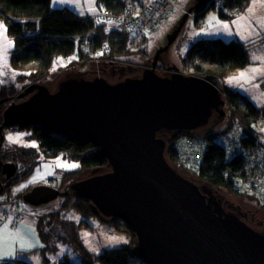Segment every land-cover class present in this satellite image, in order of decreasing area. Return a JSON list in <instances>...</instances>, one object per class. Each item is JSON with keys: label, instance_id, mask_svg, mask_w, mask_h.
<instances>
[{"label": "water", "instance_id": "95a60500", "mask_svg": "<svg viewBox=\"0 0 264 264\" xmlns=\"http://www.w3.org/2000/svg\"><path fill=\"white\" fill-rule=\"evenodd\" d=\"M206 1H192L150 66H120L115 75L75 70L56 90L38 84L28 98L4 108L0 149L4 125H41L93 142L107 161L106 170L93 169L64 190L31 188L26 202L41 205L68 194L90 200L103 217L134 231V252L146 264H264V227L252 225L242 209L228 207L225 194L181 173L167 157L179 133L206 131L227 114L217 75L174 65L157 69L188 16ZM1 167L7 178L16 174V162L0 159Z\"/></svg>", "mask_w": 264, "mask_h": 264}, {"label": "rangeland", "instance_id": "374dc122", "mask_svg": "<svg viewBox=\"0 0 264 264\" xmlns=\"http://www.w3.org/2000/svg\"><path fill=\"white\" fill-rule=\"evenodd\" d=\"M192 1L183 0L181 2V7L145 40L143 52L142 50L136 53L128 52L125 54L124 60H116L115 63L109 59L93 58L92 56L79 58L77 52L67 57L60 56L54 62L51 72L38 79V83L45 84L51 91H54L59 82L68 73L75 70L104 72V69L110 67L118 70L120 66H150L156 49L167 42V35L179 23ZM253 1L251 11L243 19L240 17L246 12L247 6L232 18H223L219 14V6L222 5L223 0H216L215 6L202 8V10H206L198 18L190 14L169 51L161 55L157 66L158 71L165 72L174 65L185 73H191L184 58L192 44L198 40L218 37L225 41H240L247 49L249 63L243 68L225 70L220 74L221 80L224 85L227 83L234 84L237 89L232 87L231 89L243 94L256 106H263L264 52H261V49L264 47V13L255 10L258 4L256 0ZM51 6L52 8H67L76 14H86L100 10L103 5L99 4V0H51ZM213 17L215 20L212 19ZM224 24H227L228 27L224 28ZM0 25L6 29L7 40L12 42L7 54V67H0V71L3 73L0 75L1 87L9 93L23 89L30 80V70L12 66L10 56L15 47V39L9 33L8 26L2 18H0ZM258 40L259 43H257ZM253 69H257L259 74L253 73ZM241 72L246 73V78L234 79L239 77ZM236 108H238L236 103L229 104L226 100L225 109L228 113L226 120L206 131L223 130L231 115L238 116L237 112L233 110ZM254 128L257 131V137L264 141V120H258ZM200 132L203 131L194 132V135L203 137ZM3 135L4 140L1 145L3 152L22 150L31 155L29 158L23 157L20 152L9 154L10 159L15 160L18 164L14 178L19 179V181L12 183L9 189L0 193V230L6 228V232L11 234L10 238L6 237L8 243L0 245V264H58L65 257L74 263L81 264L84 262L83 255L86 250L95 256L106 249L129 246L130 244L132 247L136 245V235L134 242L132 232L117 227L115 220L105 218L101 214L86 215L72 207H63L64 200L62 197L41 205L27 203L24 200V195H22L25 188L44 184L58 186L61 181L66 183V172L80 168L81 163L79 160L69 157L66 151H61L56 155L45 153L38 139L33 135V129L30 126L12 125L4 127ZM10 135L13 137L20 136L21 139L19 142L13 143L8 140ZM58 163L75 164L77 167H58ZM177 169L187 175L182 168L178 167ZM29 170H31L30 173L24 176ZM91 171L89 169L81 170L78 175L87 176L91 174ZM35 177H43V179L32 182ZM219 191L243 208H250L255 211L259 218H264V208L255 210L259 206V201L256 198L236 195L224 189H219ZM56 211L58 213L52 216L51 214ZM66 220L75 224L80 246L64 238L63 235H68L69 232L65 223ZM82 220H85L87 224L82 223ZM117 221L122 224L121 227L123 228L124 223L118 218ZM42 229L45 236L42 235ZM21 244L24 245L23 248ZM93 262L94 264H101L96 258Z\"/></svg>", "mask_w": 264, "mask_h": 264}, {"label": "trees", "instance_id": "16d2710c", "mask_svg": "<svg viewBox=\"0 0 264 264\" xmlns=\"http://www.w3.org/2000/svg\"><path fill=\"white\" fill-rule=\"evenodd\" d=\"M248 1L223 0L222 5L219 6V14L223 18H232L235 16L232 11L238 6H241L243 10ZM99 4L109 8L114 13H119L124 6L123 0H99ZM205 5L206 2L196 11V18L205 12L206 9L202 10ZM212 5L215 6V2H212ZM0 18L4 19L9 33L15 39V47L12 50L10 62L16 68L30 70V80H38L47 76L51 72L54 62L60 56L67 57L77 52L79 58L92 56L93 58L109 59L112 63H115L116 60H124L125 54L128 52L136 53L140 50L143 52L145 40H147V37L143 38L138 47L132 50L128 45L132 39L129 33L111 28L106 22H95L87 15L80 16L67 8H52L51 0H0ZM103 41L110 45V50L93 54V50L99 47ZM184 60L191 73L201 76L213 74L221 79L220 74L225 70L244 67L248 63V53L245 45L240 41H225L218 37L206 38L194 42ZM14 93H17L16 90L8 93L5 88L1 87V96ZM224 96L229 104L236 103L238 108L233 110L247 125L256 131L254 128L255 123L258 120H264V105L261 107L256 106L246 99L243 94L225 85ZM4 108V104H1L0 115ZM227 115L228 113L226 117ZM226 117L224 120H226ZM234 120L235 116L231 115L223 130L200 132L208 140V146L203 153L200 166L193 173L186 168H183V170L186 171L185 173L189 177L197 181L210 184L216 189H224L240 195L235 191L233 177L242 174L243 157L240 155L230 157L223 145L216 139L220 133L225 132L233 125ZM7 126L4 125V127ZM33 130L34 136L39 140L45 153L56 155L61 151H66L69 157L80 161V168L66 172V183L64 181L60 182L62 188L72 180L82 177L78 175L81 170L107 169L106 159L99 153L98 147L93 142L81 140L70 133L51 132L41 125L34 126ZM184 133L189 132H181L179 135ZM179 135L171 140L167 150V157L176 168L180 167L178 162L180 153L176 146ZM243 141L246 144L255 143L256 139L250 136L245 137ZM12 152H15V150L6 152L1 150L0 157L5 159ZM30 171H27L24 176L28 175ZM14 177L8 179L3 173L0 174V186L3 185L4 188L0 193L9 189L12 183L19 181ZM29 188H25L22 195ZM249 197L253 198L252 196ZM62 198L64 200L63 207H72L86 215L100 214L88 199L79 198L72 194ZM227 205L237 211L242 209L243 213L247 212L240 204L230 199ZM262 208H264V205L259 202L258 209ZM56 213L58 211L53 212L51 215L54 216ZM113 220H115L117 227L130 230L135 242L134 231L125 224L122 228V224L116 218ZM247 220L255 227H264V218H253L249 215ZM83 222L87 224L85 220H82ZM65 223L69 232L68 235H63L64 238L80 246L75 224L68 220ZM42 235L45 236L43 229ZM134 247L135 245L132 247V244H130L129 246L106 249L95 256L86 250L83 255L84 262L81 264H94L95 258L101 264H146L134 252ZM58 264L79 263H74L68 257H65Z\"/></svg>", "mask_w": 264, "mask_h": 264}, {"label": "built area", "instance_id": "2783aa9c", "mask_svg": "<svg viewBox=\"0 0 264 264\" xmlns=\"http://www.w3.org/2000/svg\"><path fill=\"white\" fill-rule=\"evenodd\" d=\"M183 0H123L124 6L119 13L109 8H102L94 13L95 22H106L111 28L125 31L132 38L128 43L134 50L140 41L154 34L164 22L181 7ZM216 0H207L205 8H209ZM242 7H236L232 13H240ZM196 16V12L192 13ZM110 45L103 41L93 50V54L108 52ZM179 135V134H178ZM256 131L247 125L241 118L235 116L233 125L217 136V141L223 145L226 153L233 157H243V172L233 177L235 191L240 195H249L264 205V141L259 139ZM254 137L255 143H244L245 137ZM174 139V138H173ZM180 153L178 162L180 167L190 172L198 170L203 153L208 146L205 137L194 135V132L180 134L176 140Z\"/></svg>", "mask_w": 264, "mask_h": 264}, {"label": "flooded vegetation", "instance_id": "af4514ba", "mask_svg": "<svg viewBox=\"0 0 264 264\" xmlns=\"http://www.w3.org/2000/svg\"><path fill=\"white\" fill-rule=\"evenodd\" d=\"M104 69V68H103ZM105 70V71H104ZM103 71L104 72H106V73H111V74H117V69L115 70V69H113L112 67H110L109 69H104ZM115 70V71H114ZM119 70V69H118ZM38 81L37 80H29L25 85H24V87H23V89H21V90H18V91H16L17 93H14V94H7V95H4V96H1V94H0V99H2V98H5V97H13L11 100H7V101H5V102H0V105L1 104H4V107H6L8 104H10L11 102H13V101H16V102H18V101H21V100H24V99H26V98H28L31 94H32V92H34L36 89H37V86H38ZM31 89H34V91H30ZM22 93H24V95L22 96V97H18V95H20V94H22ZM0 125L3 123V117H2V114L0 115ZM9 126V125H8ZM32 129H33V127L34 126H30ZM33 135H34V130H33ZM38 142H39V140H38ZM40 144V143H39ZM1 150V149H0ZM9 151H12V150H9ZM22 153H21V152ZM17 152H20V154L21 155H23L24 157H29L30 158V156L29 155H31V154H27L25 151H22V150H15V153H17ZM34 155V154H33ZM10 155H8L5 159H3V158H1L0 157V159H2V161L3 162H15V160H11L10 159V157H9ZM13 156V155H12ZM32 157V156H31ZM17 170H18V164H17ZM17 172V171H16ZM1 173H3V171H2V167L0 168V174ZM4 174V173H3ZM5 176H6V174H4ZM16 175V174H15ZM14 175V176H15ZM14 176H12V177H14ZM12 177H10V178H8V179H11ZM68 185V184H67ZM66 185V186H67ZM66 186L64 187V188H66ZM1 187L3 188V185H1L0 186V189H1ZM54 187H57V188H59L60 190H64V188H62L63 186H62V184L60 183L58 186H54ZM32 187H30L27 191H29L30 189H31ZM4 189V188H3ZM3 189H2V191H3ZM26 191V192H27ZM1 192V191H0ZM24 195V194H23ZM28 203V202H27ZM30 204V203H29ZM244 209H246L247 210V215L249 216V215H251L253 218H259V216H257V214H255V211H252L250 208H244ZM257 210H259L258 208H256ZM256 210V211H257Z\"/></svg>", "mask_w": 264, "mask_h": 264}, {"label": "snow or ice", "instance_id": "6c2138e0", "mask_svg": "<svg viewBox=\"0 0 264 264\" xmlns=\"http://www.w3.org/2000/svg\"><path fill=\"white\" fill-rule=\"evenodd\" d=\"M212 19L215 20V17H213ZM223 27L227 28L228 25L224 24ZM5 32H6V29H4V26L0 25V67H7V54H8L9 48L12 45V42L7 40ZM252 71L255 72V71H257V69H253ZM2 74H3L2 71H0V75H2ZM244 78H246V73L241 72L239 74V77H236L234 79H244ZM20 139H21L20 136L13 137L10 135L8 137V140L13 142V143L19 142ZM33 146H35V145H33ZM57 166L63 167V168L77 167V165H75V164H66V163H58ZM37 179H43V177H35L32 182H35V180H37ZM6 237H8V238L11 237V234H8L6 232V228L0 230V245L8 243V239H6ZM21 247L23 248L24 245L21 244ZM29 247H31V245H29Z\"/></svg>", "mask_w": 264, "mask_h": 264}, {"label": "crops", "instance_id": "0c3cea01", "mask_svg": "<svg viewBox=\"0 0 264 264\" xmlns=\"http://www.w3.org/2000/svg\"><path fill=\"white\" fill-rule=\"evenodd\" d=\"M251 1V2H250ZM253 0H249V3H248V5H247V8H246V12H244V14H242V16L240 17L241 19H243V18H245V16H247V14H248V12H250V10H251V8H252V4H253ZM256 2H257V6H256V8H255V10L256 11H259V12H262V13H264V0H256ZM94 11H92V12H90V13H86V14H78V15H80V16H83V15H88V14H91V13H93ZM95 13V12H94ZM263 25H264V23H263ZM263 25H262V27H263ZM260 41L258 40L257 41V43H259ZM261 52H264V47H262V49H261ZM248 63H249V60H248ZM247 66V64L244 66V67H246ZM239 68H243V67H239ZM253 73H256V74H259V71H253ZM226 86H228V87H232V88H234V89H237L236 88V86L234 85V84H230V83H227V84H225ZM235 86V87H234ZM239 90V89H238ZM241 91V90H240Z\"/></svg>", "mask_w": 264, "mask_h": 264}, {"label": "bare ground", "instance_id": "6f19581e", "mask_svg": "<svg viewBox=\"0 0 264 264\" xmlns=\"http://www.w3.org/2000/svg\"><path fill=\"white\" fill-rule=\"evenodd\" d=\"M98 11H99V10H98ZM98 11H96V12H98ZM96 12H95V13H96ZM98 13H99V12H98ZM93 15H95V14H94V12H93V13H91V14H88L87 16H89L90 18H92V17H93ZM83 16H85V15H83Z\"/></svg>", "mask_w": 264, "mask_h": 264}]
</instances>
